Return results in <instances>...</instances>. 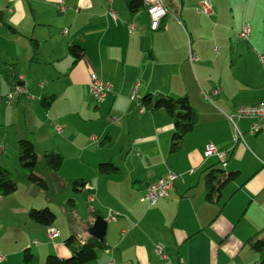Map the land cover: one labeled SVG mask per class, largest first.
<instances>
[{
    "label": "crops",
    "instance_id": "1",
    "mask_svg": "<svg viewBox=\"0 0 264 264\" xmlns=\"http://www.w3.org/2000/svg\"><path fill=\"white\" fill-rule=\"evenodd\" d=\"M179 1L178 15L183 18L185 3ZM252 1L255 0H249V4ZM170 3L177 10L174 0ZM169 14L168 10L159 27L152 30L147 13L130 12L123 0H0V165L17 183L15 192L0 195V254L4 256L0 264H25V251L36 257V262L31 264H44L48 255L70 256L63 233L59 232L54 239L49 236V230H57L55 221L48 232L45 229L43 233V224L28 215L30 209L44 206L50 209L52 202L60 206L65 202L69 213L67 227L71 234L81 233L83 238L87 234L84 224L91 219L92 209L99 210L106 217L104 237L109 248L98 251L96 259L89 264H135L136 260L137 264H161L153 246L139 243L142 239H155L157 235L175 260L181 258L178 264H257L258 255L248 247L247 240L264 234V133L250 134L251 120L248 118H242L248 120L244 128L239 124L242 119L238 121L243 140L233 141V127L229 120L223 119L224 129H219L222 113L226 117V113L237 106L250 104L237 105L231 111L221 110L222 113L209 107L210 113L204 120L212 126L202 128L199 118L195 127L184 135L182 149L173 154L169 153L172 119L161 109L142 111L139 99L143 94L176 93L172 87L177 83L170 84L169 81L176 82L170 76L182 71L188 64L189 53L193 54L187 45L180 18L177 15L168 18ZM4 22L7 25H3ZM129 23L135 25L134 31L128 30ZM171 26L178 30V39L169 35L167 29ZM59 29L61 34H67V38L55 32ZM64 29L66 33H63ZM31 39L37 42L36 52ZM173 41L181 42L173 44ZM256 41L259 44L258 38ZM74 43L84 48L83 58L76 62L68 52V46ZM259 46L264 49V45ZM153 66V70L146 71ZM130 73H133L132 77ZM93 74L112 83L111 92L95 109L91 107L92 100L86 97ZM35 77L51 81L41 88L36 82L34 89L40 97L50 96L47 94L50 90H44L55 89L54 83L61 80L66 89H78L79 86L83 90L78 106L72 111L62 114L55 110L54 102L49 108L42 107L49 117L53 115L65 127L60 135H65L64 142L75 154L73 165L64 169L63 145L55 147L54 151L61 154L63 163L58 171H51L55 180L49 184V193L40 200L41 189L28 181L19 164L17 149L21 138L30 139L35 145V133L20 129L10 138L7 128L10 125L9 109L13 105L20 106L25 112L32 109L42 113V110L37 101L27 103L19 99L22 94L14 95L9 102L11 104L14 100L13 104L6 107L1 95V84L8 86L12 79L14 87H26ZM135 90L139 98L131 99ZM262 100L264 98L259 101ZM86 105L88 113L84 112ZM111 117L119 119L114 121ZM90 123L97 124L93 129L98 140L96 149H91L89 138L81 140L76 136ZM212 131L219 132V138L207 135ZM209 143L226 151L227 165L221 167L225 173L237 171L239 175L233 181L234 185L228 191L232 182L223 188L220 198L213 202L206 200L204 176L208 166L219 168L216 166L219 160L216 156L204 157L203 151ZM111 147H116V152H111ZM88 151L91 153L85 160ZM99 162H111L119 167V171L113 173L117 175L99 173ZM123 170L129 172L130 183L121 175ZM168 170L179 176L166 198H160L148 209L138 204L121 208L117 201L124 190H136L140 195L147 183L164 176ZM74 179L84 180L86 186L74 190L68 182ZM21 188L27 190L28 198H21ZM90 194L94 195V206L89 205L87 211L79 201H87ZM70 199H73L72 205ZM107 205L117 213L116 216L110 215L113 219H109L108 214L103 215L102 209ZM83 209L87 211L86 218L80 211ZM35 237H45L49 243L41 245L40 239ZM27 238L36 247V255L27 244ZM46 246H53L57 252H47ZM169 259L172 258L169 256Z\"/></svg>",
    "mask_w": 264,
    "mask_h": 264
},
{
    "label": "rangeland",
    "instance_id": "2",
    "mask_svg": "<svg viewBox=\"0 0 264 264\" xmlns=\"http://www.w3.org/2000/svg\"><path fill=\"white\" fill-rule=\"evenodd\" d=\"M163 1L164 6L169 10L170 13L168 15V18H172L174 15H177V17L180 18L183 24L182 27L184 28V31L186 33V38L188 41L187 45L191 47L194 56L197 57V60L191 62L189 58H186L188 64L183 67V70L177 71V73H175V76H170V78H174L176 82L169 81V83H177V86L172 87L173 90H175L174 92H176L174 93V95H171L166 91H161L162 93L169 94L172 97L188 95L191 105L198 110L197 112L199 118L201 119L200 124L203 125L202 128H210L212 126L210 122L204 120L206 115L210 113L208 112L209 107H211L216 113H220L221 110L231 111L237 105L253 104L261 100V98H264V69L262 68L256 56V54L258 53L257 50L264 51V49H261V47L259 46V44L262 46L264 45V0H255L250 4L248 2L249 0H210L213 3L211 14H207L200 9V2H202L203 0H184V7L186 9V12L184 13L185 17L183 18L178 15V12L180 10L179 0H174V5L177 7L178 11L174 8V6L171 5L170 0ZM244 24H249L250 35L247 39H240L238 37V33ZM167 31L170 36L177 37L176 39H178V30L176 28L171 26L169 29H167ZM55 32H57L58 35L67 38V34H61L60 29L59 31ZM257 38L259 44L256 43ZM180 42L181 41H173V44H180ZM154 68L155 66H153L151 69H146V71L153 70ZM132 74L133 73H130L129 75L132 77ZM68 78L71 79L70 73L68 74ZM138 81H140V79H138ZM36 82H39V85H46L51 81L45 79L44 77H35L33 79H30V82L27 84L26 88L35 97L33 98V100H30L28 98V95H22L19 99H24L25 101H27V103L31 101H37L39 107L42 110V113H37L32 109H28V111L25 112L20 106L16 107L13 105L9 109L10 125L7 129L8 136L10 138L14 133L20 131V129H24L25 131H34L35 147L39 155V162L37 164L36 171L40 176L44 177L48 184L49 190L51 186L49 184L53 182L55 178L54 176H52L54 174L53 172L45 170L43 168V153L45 151L54 150L56 146L58 147L59 144H62L64 151V169L70 168L73 165V157L75 153L74 150L69 149L66 142H64L63 137H65V135H58L54 131L52 122H60L55 120L56 118L53 115L49 117L43 110L39 102L40 95L36 93L34 89L36 87ZM14 85L15 82L12 79L10 80V85L8 86L1 84V95L3 96L2 103L6 107H10L14 102L13 100V102L10 104L9 102L11 101H8V95L14 92ZM54 85L56 87L55 89L47 88L44 90V92L50 90L47 93L48 95H52L53 93L56 94L57 97L53 104L56 111L63 114L65 112L72 111L75 106H78L79 103L77 101L79 97H82L83 95V90H80L79 86V90L75 87H69L66 89L62 80L55 82ZM137 86L138 83L135 86V89L137 88ZM213 89L219 90V95H212L211 91ZM133 95L135 96V98H137L136 90L133 92ZM86 97H89L92 100V109H95V106H97L101 102V100L97 101L92 97L90 92V85H88V88L86 89ZM92 109L91 111H93ZM84 112L88 113V105H86ZM110 116L108 118H110ZM220 117L221 124L219 129H224L222 120L226 119V121L228 122V119L224 116V113H222ZM111 118L112 120H114L115 117ZM213 119L217 121V118L214 117ZM247 121L248 120L242 119L239 123L240 127L244 128L247 124ZM109 122H111V120ZM96 127L97 124L90 123L88 124V126L84 128L82 127L80 129V133L76 134V136H78L81 140L89 138L91 141V149H96L98 147L97 136L95 135V131H93V129H95ZM229 128H231L230 124ZM207 135L211 136L213 139L219 138V132L215 133L214 131H212ZM205 136L206 135H204L203 137ZM110 150L111 152H116V147H111ZM89 153L91 152L88 151L85 153V160L88 158L87 154ZM122 154L124 155L123 152ZM118 156H121V152H118ZM95 158H97V155H95ZM114 162H116V160ZM226 165L227 163H223L220 161L216 162V166H218L219 168ZM121 175L126 181L130 183L129 172L123 170ZM232 185H234V182L229 185L227 191ZM144 189L145 187L141 190L140 195L136 190H124V192L120 196L121 199H118L117 202L121 205V208H128L133 204H138L143 209H148V207L153 206L156 203L150 204L149 202L142 200ZM48 190H40L41 196H39L38 200L42 199V197H45L47 193H49ZM87 190L89 189L87 188ZM20 192V196L22 199L28 198L26 189L21 188ZM28 200L30 201V199ZM79 202L82 205H85L87 211L89 205L94 206L93 202H90L88 200V197L87 201L80 200ZM109 206L110 205H107L105 209H102L103 215L108 214V218L113 219L110 215L116 216L117 213L113 208H109ZM39 208L42 207H38V209ZM50 210L56 216L54 225L57 226L58 233L61 232L63 233L62 235L65 239L68 238L71 234V230L67 227V219L69 213L65 202L62 204V206L55 202H52ZM80 211L86 218L87 211L85 209ZM77 219L79 220L80 218L77 217ZM104 219L106 220V217ZM109 223L110 225H112L111 222ZM44 226L45 225H43L42 232L44 233L45 229L46 232H48L47 229L49 228V226ZM124 230H127V228ZM159 236L160 235H157L155 239H142L139 241V243L149 244L153 246L154 251L158 248V246H160L166 256L165 258H162L155 251L156 258L161 264L166 262L167 264H178L179 262H181L180 257H178L180 258V261H178V258L177 260H175V257L173 256V254H171L170 251H168L165 243L161 239L157 238ZM261 236H264V234L260 235V237ZM35 239H40L41 245L49 243L45 237H35ZM30 242L31 239L27 238V244H30ZM46 247L47 252H57L55 251L53 246ZM30 248L32 250V253L36 255V247L30 244ZM174 250L175 249H173V252ZM169 256L172 259H169ZM135 264H137V260L135 261Z\"/></svg>",
    "mask_w": 264,
    "mask_h": 264
},
{
    "label": "trees",
    "instance_id": "3",
    "mask_svg": "<svg viewBox=\"0 0 264 264\" xmlns=\"http://www.w3.org/2000/svg\"><path fill=\"white\" fill-rule=\"evenodd\" d=\"M126 8L132 12H146L143 0H123ZM3 25H7L5 22ZM34 52L37 51V42L30 40ZM68 52L74 58V62L80 60L84 56V48L79 44L68 46ZM34 58V57H33ZM40 103L44 109L49 108L56 99V95L40 97ZM140 105L144 111L163 110L173 122V131L169 142V153H177L183 147L184 135L189 133L199 121V115L194 110L187 95L172 97L160 92L145 93L139 99ZM18 160L22 170L26 173L30 183L47 190V182L36 172L38 164V153L33 141L27 138H21L17 143ZM44 168L49 171H58L63 163V157L58 152L51 150L45 151L42 155ZM98 172L104 175L117 173L119 169L111 162H102L98 164ZM237 171L225 173L224 169L216 168L214 165L205 169V197L209 202H213L220 198L221 190L238 178ZM74 190L84 188L86 183L82 179H74L68 181ZM17 189V183L11 176L10 172L0 165V195L6 196ZM73 199L69 202L72 205ZM28 215L34 221L46 226H50L55 221V214L48 208L30 209ZM102 214L97 209H92L91 219L84 224V232L87 234L85 238L81 233H73L64 240L65 246L70 251V256L60 258L56 255H48L44 264H89L96 259L98 251H105L109 248L105 237L103 240L97 238L92 231L94 221ZM248 247L258 255L257 264H264V236L251 237L247 240ZM25 264L36 262V257L30 252L25 251L23 254Z\"/></svg>",
    "mask_w": 264,
    "mask_h": 264
},
{
    "label": "built area",
    "instance_id": "4",
    "mask_svg": "<svg viewBox=\"0 0 264 264\" xmlns=\"http://www.w3.org/2000/svg\"><path fill=\"white\" fill-rule=\"evenodd\" d=\"M150 4L154 8L155 13V22H149V27L152 30H155L159 27L162 18H164L167 13H162V5L159 4V0H149ZM60 9H64V7H61ZM200 9L203 10L207 14H211L212 9V2L210 0H203L200 2ZM111 14L116 19L115 13L113 9H111ZM132 24V25H131ZM129 31H134L135 25L133 23H129L127 25ZM67 30L64 29L63 33H66ZM250 35V26L249 24H244L241 30L238 33V37L240 39H247ZM259 62L264 69V52H258L257 53ZM189 60L196 61L197 57L194 56V54L189 53ZM39 87L41 88L42 85L40 84ZM14 92L10 93L8 95V101H11L13 96L15 94H22V95H28L29 99H33L35 96L29 92V90L24 86L16 85L13 88ZM112 90V84L99 79L96 75L91 76V82H90V92L93 98H95L97 101H102L106 95L111 92ZM219 90L213 89L211 91V94H218ZM131 99H135V96L132 94ZM143 111V108H142ZM226 117L229 120L230 124L233 127V141L243 140V134L239 130L238 121L242 118H248L251 120L248 132L250 134H255V126H264V100L259 101L254 104L250 105H240L237 106L233 111L227 112ZM115 121L118 120L117 117L114 118ZM52 126L54 131L60 135L63 133L64 127L62 124L58 122H52ZM204 157H210V156H216L220 162L225 163L226 159V151H220L217 149L213 144L209 143L205 146V149L203 151ZM178 174L174 172L173 170H168L164 177H161L155 181H150L145 186L142 200L147 201L150 204L156 203L160 198L167 197L169 195V191L172 188V185L174 181L178 178ZM88 200L90 202L94 201V195L90 194L88 196ZM49 236L51 239H54L56 236H58L57 230H49ZM37 241L34 240V243ZM157 254H159L162 258H165V253L162 251L161 247L158 246V248L155 250ZM4 259V256L0 254V261Z\"/></svg>",
    "mask_w": 264,
    "mask_h": 264
},
{
    "label": "bare ground",
    "instance_id": "5",
    "mask_svg": "<svg viewBox=\"0 0 264 264\" xmlns=\"http://www.w3.org/2000/svg\"><path fill=\"white\" fill-rule=\"evenodd\" d=\"M146 7V13L148 15L149 22H155L154 8L150 4L149 0H143ZM159 4L162 5V13H168V9L164 6V1L159 0ZM264 133V126H255V134Z\"/></svg>",
    "mask_w": 264,
    "mask_h": 264
},
{
    "label": "water",
    "instance_id": "6",
    "mask_svg": "<svg viewBox=\"0 0 264 264\" xmlns=\"http://www.w3.org/2000/svg\"><path fill=\"white\" fill-rule=\"evenodd\" d=\"M106 227H107L106 220L100 216L97 217L92 227L93 234L100 240H103L106 234Z\"/></svg>",
    "mask_w": 264,
    "mask_h": 264
}]
</instances>
